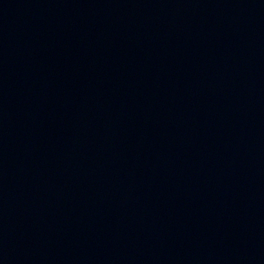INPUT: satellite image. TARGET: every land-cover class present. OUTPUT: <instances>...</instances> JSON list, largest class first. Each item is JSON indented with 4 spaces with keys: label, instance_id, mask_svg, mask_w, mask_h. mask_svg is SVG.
<instances>
[{
    "label": "water",
    "instance_id": "95a60500",
    "mask_svg": "<svg viewBox=\"0 0 264 264\" xmlns=\"http://www.w3.org/2000/svg\"><path fill=\"white\" fill-rule=\"evenodd\" d=\"M0 264H264V0H0Z\"/></svg>",
    "mask_w": 264,
    "mask_h": 264
}]
</instances>
